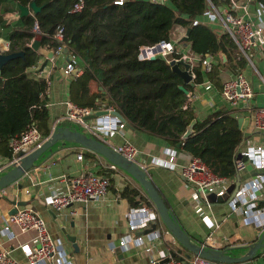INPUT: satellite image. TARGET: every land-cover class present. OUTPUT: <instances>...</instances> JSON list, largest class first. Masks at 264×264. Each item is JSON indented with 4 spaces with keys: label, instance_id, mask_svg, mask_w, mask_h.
Listing matches in <instances>:
<instances>
[{
    "label": "crops",
    "instance_id": "0c3cea01",
    "mask_svg": "<svg viewBox=\"0 0 264 264\" xmlns=\"http://www.w3.org/2000/svg\"><path fill=\"white\" fill-rule=\"evenodd\" d=\"M9 1L12 6L15 5L16 9L5 14L3 11L1 13L14 28L13 21L17 20L20 8H17L13 0ZM235 1L236 6L224 0H220L217 5L210 3L207 11L218 12V17L212 19L205 12L197 21L209 25L219 36L226 33L227 26L221 17L230 9L248 20L259 21L260 2L257 0ZM30 14L34 15V11L31 10ZM175 29L179 31L180 41H176L178 37H171V40L176 42L177 49L180 51L191 49L190 42L184 39L187 35L185 28L176 26ZM4 32L5 29L2 28L0 52H9L11 41L4 37ZM37 39L40 40V36ZM42 47L48 48V46ZM236 51L237 49L234 52L231 51L229 58L222 52L206 57L213 62L214 66H218L219 74L209 79L205 73L202 83L194 81V84H191L192 88H188L190 96L188 103L199 119L207 117L214 111L234 115L245 133L239 150L242 157L243 150L249 145L264 146V133L255 132L252 128V111L264 106V43L249 50L248 57L237 58ZM66 62L67 53L65 52L53 58L42 54L36 65L29 69L32 75L44 78L48 83L46 104L50 114L49 127L52 131L61 126L62 122L72 123L63 120L66 102L69 100L75 102L72 98V85L83 73L79 62L78 75L66 74L64 72ZM239 70L245 73L254 96L249 102L234 106L223 99L221 90L223 83ZM37 72H40L39 75L36 74ZM207 82L211 83L210 88L204 86ZM103 92L104 88L98 80L89 81L86 100L94 101L95 106L91 107L98 111H104L105 107L110 106L107 99H104ZM195 122L196 119L194 124ZM91 136L112 147L130 142L139 149V163L146 169L149 178L193 242L208 247L227 248L234 255L242 256L249 250V245L256 242L263 232L264 212L250 215L243 212L248 207L245 203L251 200L250 195L246 197L239 195L238 200H240L236 207L231 204L232 201L228 203L224 200L211 205H202L203 211H199L200 202L186 179L175 169L152 163L153 158L157 160L168 158V149L175 151V163L179 166L189 163L194 158L190 153L173 145L169 136L136 128L129 122L126 128L113 136L98 137L92 134ZM60 144L61 146L53 148L52 152L47 151L44 158L36 162L18 183L6 187L7 194L0 197V246L10 249L12 256L21 264H29L25 249L34 246L37 232L34 229L22 231L14 223L8 225V230H4L5 219L14 209L13 201L16 200L26 202V205L18 208H31L46 220L52 237L60 242L67 253L68 263L66 264H149L151 259L161 260L170 256L172 251H182L178 254V259L188 260L195 255L183 250L182 245L165 226L146 191L126 170L118 166L115 169L112 168V163L106 157L80 144L64 141H60ZM79 153H82V159L78 158ZM10 158L0 153V167ZM243 160L244 167L237 170L235 177L228 179V186L238 180L241 188L252 179H260L264 175V168H256L245 157ZM82 173L110 177L111 185L103 199L87 203L77 202L63 210H57L46 203L54 192L66 190L68 178ZM19 184L23 185L22 188H19ZM126 187L139 191L133 198L134 202L123 195ZM256 193L261 195V190H257ZM257 202L256 209L264 207V198ZM142 207H147L148 210L144 211ZM153 215L155 219L152 220ZM131 222L142 226L138 232L143 234V240L130 241L122 246L120 242L130 234ZM263 256L264 249L260 250L252 260L233 264H264Z\"/></svg>",
    "mask_w": 264,
    "mask_h": 264
},
{
    "label": "trees",
    "instance_id": "16d2710c",
    "mask_svg": "<svg viewBox=\"0 0 264 264\" xmlns=\"http://www.w3.org/2000/svg\"><path fill=\"white\" fill-rule=\"evenodd\" d=\"M13 1L17 8L30 7L35 2L41 10L24 16L19 10L14 28L0 11V28L5 29L4 37L11 41L9 52L25 51L24 56L7 62L0 70L2 155L13 156L10 139L31 124L45 138L52 133L46 104L48 83L29 71L42 55L31 46L36 36L33 25L37 21L42 31V46L56 48L59 43L53 35L63 27L66 48L79 57L83 73L71 89L77 104L95 106L94 101L86 100V95L89 81L96 79L104 88V99L131 125L169 136L173 145L202 159L217 175L235 177L245 138L238 119L223 111L199 119L180 88L185 84L183 78L173 71L171 64L164 57L143 61L137 56L140 46L171 40L174 28L181 26L196 55L206 59L210 54L222 52L229 58L230 52L237 49L229 34L219 36L207 24H195L209 9L210 1L217 5L219 0H83L84 8L79 12L72 11L78 0ZM257 1L264 4V0ZM203 68L202 61L195 67L196 83L204 81L205 73L209 79L219 74L217 65L211 71ZM186 87L192 88L191 84ZM195 119L193 133L184 139ZM138 193L137 189L126 187L123 195L134 202ZM183 250L187 251L184 247Z\"/></svg>",
    "mask_w": 264,
    "mask_h": 264
},
{
    "label": "built area",
    "instance_id": "2783aa9c",
    "mask_svg": "<svg viewBox=\"0 0 264 264\" xmlns=\"http://www.w3.org/2000/svg\"><path fill=\"white\" fill-rule=\"evenodd\" d=\"M220 1V0H219ZM231 2L232 6H236L235 0H224ZM121 4L122 1H116ZM211 5L213 4L210 1ZM258 10L259 21L255 22L248 20L243 16L236 14L233 9L225 11L221 19L225 22L227 28L225 32L235 41L237 45L236 56L237 58L248 57V51L258 44L264 43V4L260 3ZM84 8V1L78 0L74 5L72 11L79 12ZM212 19L218 17V12L214 13L209 10L206 11ZM198 21H195L197 24ZM33 32L35 37H41L42 31L39 23L36 21L33 25ZM59 45L56 48H50L54 51V56L61 55L64 52L67 53V62L64 67L66 74H74L78 71L79 57L76 53L70 52L66 48L64 40V29L59 27L56 33L53 35ZM177 42L180 39L176 40ZM139 60H151L157 57H164L168 63H172L176 60L183 59L191 64L190 73L195 81L197 74L195 67L202 61L203 67L206 71H211L214 64L211 60L202 58L196 55L192 49H186L180 51L177 49L176 42L173 40L163 39L157 43L142 45L138 50ZM40 72L36 74L39 75ZM78 75V73H77ZM204 86L210 88L212 85L210 82L204 83ZM189 93V92H188ZM186 93L188 98L189 94ZM221 94L224 100L231 103L234 106H238L242 103L249 102L253 96L254 91L249 83L245 73L239 70L233 77L227 79L222 86ZM98 110L91 106H82L71 100L66 102V111L63 120L70 121L78 124L84 129L85 133H91L92 135L113 136L115 133L126 128L128 121L126 118H122L117 115L114 106L110 105L105 107L106 111L103 115H95ZM252 128L253 131L264 133V106L255 108L252 111ZM46 138L42 135L41 131L35 124H31L20 135H16L10 139L9 145L13 152V157L0 167V175L4 174L7 169L20 163V160L27 154L42 145ZM119 153L123 154L129 160H133L139 163L140 151L130 142H125L118 146L113 147ZM168 158L157 160L152 159V163L168 168L177 170L187 181L188 185L195 191L196 197L200 202L199 211H203L202 205H211L207 195L209 193H216L222 195L226 192L228 186V179L217 175L213 170L200 158L194 157L189 163L179 166L175 163V151L168 149ZM245 157L248 161L252 162L256 168H264V146L262 145H249L242 152V157L237 160V168L244 167ZM78 158L82 159V153L78 154ZM140 164V163H139ZM141 165V164H140ZM142 166V165H141ZM112 168H117L115 164H111ZM143 167V166H142ZM111 185V179L109 176L99 175L95 173H82L76 176L68 178V183L65 191H56L46 200V203L57 210H63L64 208L72 206L77 202H90L98 201L105 197L108 188ZM257 190H261V195L256 193ZM7 194V188H0V197ZM239 195L244 197L250 195L251 200L245 203L248 207L243 210L247 215L264 212V207L256 209V203L259 199L264 198V175L261 178H255L244 184L238 191L231 204L236 207L239 202ZM261 196V197H260ZM147 211V207L141 208ZM155 219V215L151 217ZM4 230L9 229V224H17L22 231L34 229L37 232V236L34 242V246L26 248L25 253L28 258L29 264H66L68 263L67 253L61 246L60 242L56 241L49 229L46 220L36 211L31 208L23 207L18 208L17 212L10 214L5 219ZM130 234L120 242V245L125 246L130 241L143 240V234L138 230L142 228L133 222L129 225ZM264 259V256H263ZM159 262L158 259H151L149 264H155ZM0 264H21L17 259L12 256L10 249L0 246ZM160 264H218L215 261L204 258L199 255L187 259L170 258L168 261Z\"/></svg>",
    "mask_w": 264,
    "mask_h": 264
},
{
    "label": "water",
    "instance_id": "95a60500",
    "mask_svg": "<svg viewBox=\"0 0 264 264\" xmlns=\"http://www.w3.org/2000/svg\"><path fill=\"white\" fill-rule=\"evenodd\" d=\"M21 10V15H27L31 10L34 13H37L41 10V7L37 6L35 2H32L30 7L19 6ZM189 32V30H188ZM187 35L184 38L187 40ZM32 48L41 54L47 56L48 58L54 57V51L52 49H48L42 47L39 39H34L31 44ZM25 51H13V52H0V70L1 68L9 61L24 56ZM173 71L178 73L182 78L185 84L180 85V88L188 93L189 90L186 87V84H194L193 77L190 73L191 64L181 60H176L171 63ZM78 70V69H77ZM78 71L74 72V75H77ZM106 111H97L96 115H103ZM115 113L122 118H125L121 112L115 111ZM194 131V121L189 125L187 131L185 132L183 138L186 139L189 137ZM74 142L80 144L81 146L90 149L96 153H99L106 157L111 163L116 166L126 170L132 177H134L146 191L148 197L154 203L162 221L165 226L169 230V232L177 239V241L187 249V251L202 256L204 258L210 259L217 263L226 264V263H240L246 262L254 259L259 251L264 249V230L261 233L260 237L256 242L249 245V250L245 255L236 256L230 252V249L227 248H214L208 247L205 245H201L192 241L191 236L183 229L180 225L179 221L175 217L174 213L170 210L168 205L166 204L164 198L159 193L158 189L154 185L153 181L149 178V175L144 167H142L138 162L129 160L123 154L119 153L116 149L110 146L108 143L98 140L92 136H89L84 131L76 130L70 126H58L53 129L51 135L46 138V140L42 143L41 146L33 150L31 153L25 155L20 163L6 170L4 174L0 175V188L8 187L14 183H18L20 179H22L35 165L36 161H38L42 156L45 155L47 151L52 152L53 146L59 142ZM241 157H239L240 159ZM22 184H19V188H22ZM240 189V181L236 180L235 183L230 184L226 192L222 195H218L216 193H209L207 195L208 200L211 204L215 202H221L226 200L228 203L232 201L237 195ZM14 209L10 212L11 214L17 212L19 206L26 205L25 201H13ZM74 240V239H73ZM182 251H172L170 256H167L159 262L155 264H160L168 261L170 258H174L177 254H181ZM183 259V258H182Z\"/></svg>",
    "mask_w": 264,
    "mask_h": 264
},
{
    "label": "rangeland",
    "instance_id": "374dc122",
    "mask_svg": "<svg viewBox=\"0 0 264 264\" xmlns=\"http://www.w3.org/2000/svg\"><path fill=\"white\" fill-rule=\"evenodd\" d=\"M2 3V4H1ZM0 3V11H3L4 12V14H5V12L7 13V12H10V11H14L15 9H16V7H15V5H13L12 6V4H11V2L9 1V0H2V2ZM2 28H0V30H1ZM178 30H176L175 28H174V31H173V36L172 37H178L177 39H179L180 38V34H178ZM185 37H186V35H185ZM19 47L17 46L16 47V49H18ZM70 127H72V128H74V129H76V130H79V131H84V129L82 128V127H80L78 124H75V123H71V125H70ZM89 136H91V134H89V133H87ZM60 142V141H59ZM59 142L58 143H56L54 146H53V148L54 149H56V148H58V147H60L61 146V144L59 145ZM67 143H72V142H67ZM47 153H45V155H46ZM44 158V156H42L39 160H41V159H43ZM38 160V161H39ZM38 161H36V162H38ZM231 253H233L232 251H230Z\"/></svg>",
    "mask_w": 264,
    "mask_h": 264
}]
</instances>
